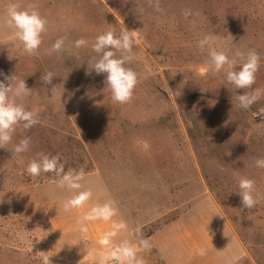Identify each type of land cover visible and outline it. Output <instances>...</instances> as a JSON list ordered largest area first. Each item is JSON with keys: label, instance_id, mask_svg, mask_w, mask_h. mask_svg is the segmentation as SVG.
Masks as SVG:
<instances>
[{"label": "rangeland", "instance_id": "1", "mask_svg": "<svg viewBox=\"0 0 264 264\" xmlns=\"http://www.w3.org/2000/svg\"><path fill=\"white\" fill-rule=\"evenodd\" d=\"M97 173L169 218L211 196L219 264H264V0H0V264H108L52 231V181Z\"/></svg>", "mask_w": 264, "mask_h": 264}, {"label": "crops", "instance_id": "2", "mask_svg": "<svg viewBox=\"0 0 264 264\" xmlns=\"http://www.w3.org/2000/svg\"><path fill=\"white\" fill-rule=\"evenodd\" d=\"M127 178V203L117 192L123 185L99 173L52 181L54 236L81 235L66 244V255L88 261L89 246L100 260L122 263L219 264L241 255L240 237L211 196L191 201L169 218L167 209L153 214L150 207H138L136 177Z\"/></svg>", "mask_w": 264, "mask_h": 264}, {"label": "built area", "instance_id": "3", "mask_svg": "<svg viewBox=\"0 0 264 264\" xmlns=\"http://www.w3.org/2000/svg\"><path fill=\"white\" fill-rule=\"evenodd\" d=\"M108 264H119V260L117 258L111 259Z\"/></svg>", "mask_w": 264, "mask_h": 264}]
</instances>
